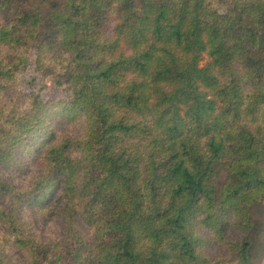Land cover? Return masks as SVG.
Instances as JSON below:
<instances>
[{"label":"trees","instance_id":"16d2710c","mask_svg":"<svg viewBox=\"0 0 264 264\" xmlns=\"http://www.w3.org/2000/svg\"><path fill=\"white\" fill-rule=\"evenodd\" d=\"M236 260L264 264V0H0V264Z\"/></svg>","mask_w":264,"mask_h":264},{"label":"rangeland","instance_id":"374dc122","mask_svg":"<svg viewBox=\"0 0 264 264\" xmlns=\"http://www.w3.org/2000/svg\"><path fill=\"white\" fill-rule=\"evenodd\" d=\"M25 77L27 81L24 86L25 89H35V90L38 89L39 90L43 80L36 73L33 72L32 68L28 69V71L25 73ZM42 93H45V94H48V96H51L52 94L53 95L56 94V90L54 87H49L46 89V91L45 90L42 91ZM225 264H239V262L236 260V261L227 262Z\"/></svg>","mask_w":264,"mask_h":264}]
</instances>
